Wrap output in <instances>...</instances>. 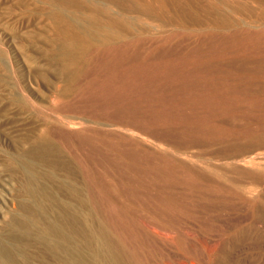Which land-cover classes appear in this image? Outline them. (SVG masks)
Here are the masks:
<instances>
[{
    "label": "rangeland",
    "instance_id": "1",
    "mask_svg": "<svg viewBox=\"0 0 264 264\" xmlns=\"http://www.w3.org/2000/svg\"><path fill=\"white\" fill-rule=\"evenodd\" d=\"M69 1L72 28L113 45H83L75 67L61 61L58 0H0V264H59L43 229L76 206L74 188L81 225L91 212L138 232L149 264H264V0ZM158 69L224 73L243 89L233 112L206 116L227 132L195 131L206 105ZM44 138L53 153H37Z\"/></svg>",
    "mask_w": 264,
    "mask_h": 264
},
{
    "label": "bare ground",
    "instance_id": "2",
    "mask_svg": "<svg viewBox=\"0 0 264 264\" xmlns=\"http://www.w3.org/2000/svg\"><path fill=\"white\" fill-rule=\"evenodd\" d=\"M110 2H113L118 8L123 7L125 4L123 1H116V0H109ZM57 2V1H55ZM58 4H60L59 11L56 13V17L60 18L62 22V27L60 29L59 34L62 36V53H61V61L63 60L64 63L70 67H75L76 66V58H77V52L81 49L83 45H87L88 47H93L95 45L97 46H102L105 49H113V45L109 43H101V42H95L91 41L89 39V36L87 33L84 31H79L77 29H73L72 23L70 21L65 20V13L61 11L62 6L65 7L67 5H73L74 2L69 1V0H58ZM58 6V5H57ZM125 8H127L128 4L124 5ZM55 13V12H54ZM53 15V14H52ZM55 19V18H54ZM222 19V18H221ZM56 20V19H55ZM59 21V20H57ZM61 25V24H60ZM58 27V26H57ZM248 32V31H247ZM246 32V33H247ZM218 36L217 34H209L207 36ZM206 36V35H205ZM228 36V35H227ZM231 36V35H230ZM235 36V35H234ZM233 36V37H234ZM248 36V34H247ZM252 38V36H250ZM249 37V38H250ZM248 38V37H247ZM233 39V38H232ZM227 40V39H224ZM248 41V40H247ZM135 43V41H134ZM117 46V45H116ZM115 47V46H114ZM120 47V46H119ZM122 47H120L121 49ZM117 53V52H116ZM122 53V52H121ZM100 55V54H99ZM112 55V54H111ZM106 57V56H105ZM115 57V56H114ZM58 58V57H57ZM118 58V57H116ZM115 58V60H116ZM113 58H111L112 60ZM108 62V61H107ZM70 70V69H68ZM126 70V69H125ZM190 70V69H189ZM71 71V70H70ZM159 71V72H158ZM243 71V70H242ZM246 71V70H245ZM128 72V71H127ZM223 72V71H222ZM72 73V72H71ZM156 74H163L161 76V81L162 82H167V83H174L177 85H180L183 90L186 91V93L183 95L184 99L187 98L191 101V103L194 104H199L203 103L206 105V110H205V117L195 119L191 123V127L194 128L195 131L201 132L205 135L211 136L214 133L218 132H227L226 129L219 128V127H210L209 125L207 126V118L206 116H212V114L219 113V114H227L233 112L232 106L233 103L235 102L236 99L238 101H242L241 97H243L246 93H243L241 88H238L236 86L228 85L225 80L221 79V77L217 78V75H222L224 73L218 74L215 72H208L206 75L201 76L199 72L196 71H174L172 69H158L155 72ZM255 73V72H254ZM73 74V73H72ZM234 74V73H233ZM233 74H231L233 76ZM71 76V75H70ZM242 77V76H241ZM244 77V76H243ZM71 78V77H70ZM252 78V77H250ZM254 78V77H253ZM136 80V79H135ZM228 80V79H227ZM204 82L207 83L205 87H201L200 85H197V82ZM229 81V80H228ZM240 82V81H239ZM244 82V81H243ZM242 83V82H241ZM240 83V84H241ZM173 84V85H174ZM252 84V83H251ZM160 87V86H159ZM171 87V86H170ZM261 94L262 97H264V91ZM182 93V92H180ZM255 95V92L253 93ZM258 94V93H257ZM146 96V95H145ZM182 96L177 97L176 103L179 102L178 100L181 99ZM258 97V96H256ZM261 97V98H262ZM262 101V100H261ZM183 102V101H182ZM264 102V100H263ZM184 104V103H183ZM187 105V104H186ZM153 114V113H152ZM159 115V114H158ZM209 120V119H208ZM222 129V130H221ZM224 130V131H223ZM244 134V133H243ZM250 138L256 137V133H250L249 134ZM84 145V144H83ZM37 153H41L42 155L48 153L51 151L50 145L48 143V139L44 138L42 139L38 144H37ZM129 159V158H128ZM227 160V159H226ZM62 159L59 157L55 156V160L51 161V163L55 166H57ZM148 161V160H147ZM74 163V162H73ZM61 165V164H60ZM77 165V164H76ZM81 165V164H80ZM164 166V165H162ZM68 167V166H67ZM70 167V166H69ZM82 167V166H81ZM66 168V167H64ZM76 168V167H75ZM85 169V168H84ZM83 170V169H82ZM149 170V169H148ZM137 171V169H136ZM91 172V170H90ZM139 172V171H138ZM137 172V173H138ZM74 173V172H73ZM79 173V172H78ZM140 175L142 172H139ZM186 174V173H184ZM84 175V174H83ZM184 176V175H183ZM186 176V175H185ZM158 178V176H156ZM161 177V176H160ZM165 178V176H164ZM159 179V178H158ZM167 179V178H166ZM185 179V178H184ZM155 180V179H154ZM157 180V179H156ZM164 181V180H163ZM90 183V181H88ZM167 184V183H166ZM186 184V183H185ZM187 184H194L196 183L194 181H190V183ZM155 185V183H154ZM181 185V184H180ZM91 186V184H90ZM124 186V185H123ZM156 186V185H155ZM122 186L119 187V189ZM165 192L169 193V195H174L172 194L174 191L171 188H168L166 186ZM176 187V186H175ZM188 187V186H187ZM126 188V187H123ZM177 188V187H176ZM190 188V187H189ZM94 189V188H93ZM191 189V188H190ZM192 190V189H191ZM43 191V190H42ZM46 191V190H45ZM95 191V190H94ZM122 191V190H121ZM190 191V190H189ZM73 194L76 196V206H69V205H64L63 210H62V217H63V222L61 223H51L49 226H45L44 233H46V237L51 239L54 243L53 246L50 245L51 247H54V250L56 252H63L61 256L58 257V262L59 264H65L66 262H69L70 264H83V255L81 253V248H85L86 251L89 253L91 263L92 264H149L148 260L150 258H147L143 256V253L141 251V248L134 245L133 241L138 238L140 235L138 232L134 231H125L119 228H114L110 227L108 225H105L103 220L99 222L93 221L95 217L92 218L93 214L91 212L87 213V218H84L83 220V225L82 221L80 222L78 217H80L81 213L83 212V204L84 201L82 200L81 197H79V191L77 189L72 190ZM95 193V192H94ZM129 193V192H128ZM130 194V193H129ZM135 194V193H134ZM127 195V194H126ZM133 195V194H132ZM52 196V194H51ZM51 196L48 198L50 200ZM53 197V196H52ZM97 197V195H96ZM163 197V196H162ZM173 197V196H171ZM47 198V196H46ZM153 198V196H152ZM98 199V197H97ZM154 199V198H153ZM156 199V198H155ZM180 199V198H179ZM92 200V199H91ZM100 200V199H99ZM158 200V199H156ZM37 201V200H36ZM104 202V201H103ZM110 202V201H109ZM158 202V201H157ZM160 202V201H159ZM34 203V202H33ZM99 203V201H98ZM112 203V202H111ZM123 203V202H122ZM100 204V203H99ZM109 204V203H108ZM161 204V203H160ZM93 205V203H92ZM120 205V204H119ZM124 205V204H123ZM164 205V204H163ZM60 206V205H59ZM62 206V205H61ZM102 206V205H101ZM100 206V207H101ZM125 206V205H124ZM127 206V205H126ZM111 207V206H110ZM160 207V206H159ZM59 208V207H58ZM114 208V207H113ZM129 208V207H128ZM176 208V207H175ZM178 208V207H177ZM184 208V207H183ZM39 209L43 212H46L45 209H43L42 206L39 207ZM53 209V208H52ZM94 209V208H93ZM170 209V208H169ZM37 210V209H36ZM107 210V209H106ZM115 210V209H114ZM120 210V209H119ZM130 210V209H129ZM162 210V209H160ZM51 211V210H50ZM131 211V210H130ZM108 212V211H107ZM157 212V211H156ZM163 212V211H162ZM133 213V212H132ZM136 213V212H135ZM134 213V215H135ZM102 214V213H101ZM137 214V213H136ZM80 215V216H79ZM96 215V214H95ZM166 215V214H165ZM57 216V215H56ZM100 216V215H99ZM108 216V215H107ZM154 216V215H153ZM161 216V215H160ZM17 217V216H16ZM60 217V216H59ZM85 217V216H84ZM138 217V214H137ZM159 217V216H158ZM143 218V216L139 217ZM168 218V217H167ZM14 220V218H12ZM20 219V218H19ZM27 219V218H26ZM51 219V218H50ZM104 219V218H103ZM110 219V217H109ZM126 219V218H125ZM146 219V218H144ZM160 219V218H159ZM12 220V221H13ZM176 220V219H174ZM17 221V220H16ZM147 224H150L148 220H146ZM129 222V221H128ZM135 222V221H134ZM174 222V221H173ZM11 223V221H10ZM13 223V222H12ZM20 223V221H19ZM41 222H37V224H40ZM127 223V222H126ZM144 220V225L146 224ZM170 223V222H169ZM22 224V223H20ZM110 224V223H109ZM138 224V223H137ZM141 224V223H140ZM146 224V226H147ZM155 225V224H153ZM169 225V224H168ZM120 226V225H119ZM145 226V228H146ZM172 226V225H171ZM151 227L148 226V228ZM159 227V226H157ZM156 226L154 228H157ZM161 227V226H160ZM153 228V226H152ZM175 228V227H174ZM167 229V228H166ZM153 230V229H152ZM158 230V228H157ZM89 231V232H88ZM161 231V229L159 230ZM163 231V230H162ZM168 231H171L167 230ZM38 232V231H37ZM166 232V230H165ZM180 232V231H178ZM183 232V231H181ZM141 233V231H140ZM170 233V232H169ZM168 233V234H169ZM172 233V231H171ZM177 233V232H176ZM186 232L182 233V236ZM39 234V233H38ZM142 234V233H141ZM161 234V233H160ZM167 234V233H165ZM164 234V235H165ZM187 234H189L187 232ZM157 235V234H156ZM163 235V234H162ZM172 235V234H171ZM180 235V233H179ZM41 236V235H40ZM143 237V235H141ZM159 236V235H158ZM174 236V235H173ZM181 236V235H180ZM172 237V236H171ZM187 237V236H186ZM11 238V237H10ZM13 238V236H12ZM148 238V237H147ZM163 238V236H162ZM189 238V237H188ZM186 238V239H188ZM25 239V238H24ZM158 239V238H157ZM161 239V238H160ZM176 239V238H174ZM179 239V237H177ZM182 239V237H181ZM133 240V241H132ZM191 240V238H190ZM32 241V239H31ZM146 241V240H144ZM156 241V240H155ZM179 241V240H178ZM189 241V240H188ZM50 242V240H49ZM148 242V241H147ZM151 242V241H150ZM164 242V241H163ZM187 242V241H186ZM26 243V242H25ZM139 243V242H138ZM158 245L160 244V241L158 242ZM162 243V242H161ZM33 244V243H32ZM146 244V242H145ZM152 244V243H151ZM181 244V243H180ZM189 244L190 241H189ZM188 243L186 245H189ZM17 246V244H15ZM140 245V244H139ZM148 245V244H147ZM175 245V244H174ZM15 246V247H16ZM21 246V245H19ZM146 247V245H144ZM150 246V245H149ZM153 246V244H152ZM182 246V245H181ZM190 246V245H189ZM194 246V245H193ZM33 247V246H32ZM38 247V246H37ZM44 247V246H43ZM42 247V248H43ZM156 248V245H154ZM153 247V248H154ZM175 247V246H174ZM5 248V247H4ZM4 248H1L4 249ZM34 248V247H33ZM40 248V246L38 247ZM152 248V249H153ZM25 249V247H24ZM23 249V250H24ZM84 249V250H85ZM149 249V248H148ZM151 249V248H150ZM151 249V250H152ZM157 250L159 248H156ZM154 249V250H156ZM192 249V247H191ZM190 249V250H191ZM194 249V248H193ZM33 250V249H31ZM44 251V249H42ZM153 250V251H154ZM180 250V249H179ZM187 250V249H186ZM189 250V247H188ZM5 251V250H4ZM29 251V249H28ZM53 251V250H52ZM68 251L70 255L68 256ZM192 251V250H191ZM189 251V253H191ZM195 251V250H194ZM3 252V251H2ZM42 252V251H41ZM146 252V251H144ZM193 252V251H192ZM36 253V252H35ZM46 253V251H45ZM158 253V252H157ZM160 255L161 252L159 251ZM196 253V252H195ZM193 253V255H195ZM1 254V253H0ZM24 254V253H23ZM87 254V253H86ZM147 255V253H144ZM149 254V253H148ZM5 255V254H3ZM38 255V253H36ZM14 256V255H13ZM159 256V255H158ZM184 256V254L182 255ZM188 255L184 256L187 257ZM17 257V256H16ZM30 257V256H29ZM38 257V256H36ZM47 258V256H45ZM192 256H189L188 258L190 259ZM31 258V257H30ZM155 258V257H154ZM158 258V257H157ZM156 258V259H157ZM164 260L163 254L161 257ZM25 259V258H23ZM48 259V258H47ZM54 259V256H53ZM153 259V257H152ZM26 260V259H25ZM151 260V259H150ZM158 260V259H157ZM166 260V259H165ZM12 261V260H11ZM154 259L152 260V262ZM161 260H158L160 262ZM202 261V260H201ZM207 261V260H205ZM214 261V259H213ZM211 261V262H213ZM218 261V260H217ZM21 262V261H20ZM26 262V261H25ZM156 262V261H154ZM153 262V264H154ZM156 262V264H158ZM204 261H202L203 263ZM216 262V261H214ZM162 264V263H161ZM205 264V263H204ZM212 264V263H211Z\"/></svg>",
    "mask_w": 264,
    "mask_h": 264
}]
</instances>
